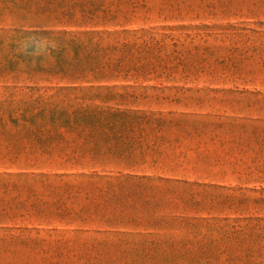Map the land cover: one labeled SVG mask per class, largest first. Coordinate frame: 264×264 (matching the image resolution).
I'll return each instance as SVG.
<instances>
[{"label": "rangeland", "instance_id": "1", "mask_svg": "<svg viewBox=\"0 0 264 264\" xmlns=\"http://www.w3.org/2000/svg\"><path fill=\"white\" fill-rule=\"evenodd\" d=\"M0 264H264V0H0Z\"/></svg>", "mask_w": 264, "mask_h": 264}]
</instances>
